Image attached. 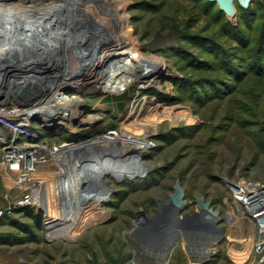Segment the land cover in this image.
<instances>
[{
    "label": "rangeland",
    "instance_id": "rangeland-1",
    "mask_svg": "<svg viewBox=\"0 0 264 264\" xmlns=\"http://www.w3.org/2000/svg\"><path fill=\"white\" fill-rule=\"evenodd\" d=\"M111 1L115 14L125 17L138 41V51L164 62L160 79L136 82L119 94L103 91L105 80L77 84L79 92L56 98L81 97L84 116L76 117L65 129L58 126L50 131L42 120H33L32 116L28 122L31 130L25 131L20 142L16 141L20 134L5 136V127L0 126V165L11 141L16 146L34 145L40 140L61 146L76 143L73 137L97 132L113 136L130 117L128 123L139 119V129L146 126L148 148L132 155L126 147L119 154L96 151L71 156L35 203L19 204L15 199L20 192L9 188V178L1 176L0 239L5 243L0 244V264H161L165 259L170 264L201 263L208 254L199 248L214 233L196 236L203 232L204 221H210L199 209L196 197H204L214 209H222L229 196L225 180L247 183L264 176V0H252L248 8L234 0L235 16L210 0ZM52 2L44 0L39 6L47 8ZM258 50L263 57L256 65ZM56 92L58 86L48 96ZM154 107L156 112L150 111ZM31 112L28 108L24 116ZM89 116L100 120L86 127L83 120ZM81 140L86 138L78 142ZM98 156L124 158L129 164L118 169L112 166L100 175L97 184L109 181L104 186L108 201L90 216H82L74 239L51 238L63 221L60 207L64 197L83 196L85 188L79 186L80 179L75 176L82 161ZM140 164L143 170L137 168ZM55 182L65 189H57ZM178 184L185 191V207L177 218H194L198 213V221L190 223V228H177L187 233L183 235L186 248L190 243L197 247L188 253L181 243L162 259L157 241L160 235L165 236L170 222L160 219L159 203L169 205ZM91 214L107 221L88 224L85 221ZM219 214L212 232L222 228L226 236L223 234L221 242L212 248L214 255L202 264H258L260 256L254 244H258L255 240L261 239L262 231L242 236L226 225L223 212ZM142 219L150 224L136 231L135 224ZM157 230L160 235L155 234Z\"/></svg>",
    "mask_w": 264,
    "mask_h": 264
},
{
    "label": "bare ground",
    "instance_id": "bare-ground-1",
    "mask_svg": "<svg viewBox=\"0 0 264 264\" xmlns=\"http://www.w3.org/2000/svg\"><path fill=\"white\" fill-rule=\"evenodd\" d=\"M43 1L0 0V126L5 127V136L12 132L20 134L17 142H20L26 130H31L28 122L32 116L33 120H42L48 131L55 130L58 126L65 129V125H71L76 117L84 116L81 97L73 95L70 98H56L59 94L79 92L77 84L82 85L91 79L105 80L102 90L119 94L136 82L159 80L162 67L165 66L162 60L144 57L138 51V41L134 40L128 29L125 17L115 14L116 9L113 8L111 0H53L47 8L39 6ZM101 44L104 45L98 48ZM122 44L125 46L118 49ZM68 80L72 81L68 83ZM55 86H58V92L48 96ZM28 108L34 112L24 116ZM156 110L157 107L150 108V111ZM131 118L122 126L120 133L112 136L97 132L84 136L86 140L79 142L78 140L83 139L82 136L73 137L72 140L77 142L72 144L59 146L51 141L40 140L38 144L16 146L11 145V141L3 151L0 177L5 175L11 182L6 185L20 192L15 199L20 201L19 204L39 202L46 192L45 188L60 175L62 167L71 156L81 157L96 151L119 154L126 147L132 155L138 150L148 148L145 141L148 135L146 126L139 129V119L128 123ZM186 119H190L189 115ZM98 120L99 117L89 116L83 122L85 121L87 127L93 126ZM6 123L11 125L4 126ZM91 159L82 161L75 175L80 179L79 186L85 188L82 190L83 196L64 197L60 207L63 209V221L51 234L53 239H74L79 234L76 229L82 216H90L89 213L95 212L99 205L106 204L109 192L104 190V186L109 181L99 185L96 183L98 179L108 173L112 166H117L118 169L129 164L120 157L98 156ZM137 168L143 170L141 164ZM224 183L229 195L228 203L223 204L222 209H216L224 213L222 219L226 225H231L242 236L250 232L254 236L260 231L263 233L264 225L260 223V217L264 219V176L247 183L230 179ZM228 184L241 189V193H232ZM55 186L59 190L65 189L63 185ZM254 204L261 208L253 211L248 208ZM159 206L162 214L160 219L170 222V228L164 233V237L158 233L160 228L155 233L160 235L156 248H161L157 250L161 258L164 259L170 254V248L175 251L182 244L184 251L191 252L197 246L190 243L186 248L183 235L187 233H182L177 226L190 228V223H196L198 213H195L194 218L189 215L179 219L177 217L185 206L178 209L165 202H160ZM216 209L214 210L217 211ZM96 216L91 214V218L85 222L96 225L107 221L104 217ZM206 216L210 221H204L203 232L196 235L203 238V234L214 233L212 239L199 248L205 255L211 253L212 248L221 242L224 234L222 228L212 232L218 218L213 220L208 214ZM149 224L142 219L135 224V229L140 231ZM255 242L259 245L263 241L258 238ZM255 246L254 244V249ZM247 261L244 260L243 263ZM161 264H170V261L165 259Z\"/></svg>",
    "mask_w": 264,
    "mask_h": 264
},
{
    "label": "water",
    "instance_id": "water-1",
    "mask_svg": "<svg viewBox=\"0 0 264 264\" xmlns=\"http://www.w3.org/2000/svg\"><path fill=\"white\" fill-rule=\"evenodd\" d=\"M211 2H216L220 5L221 10L228 13L229 16H235V5L234 0H210ZM241 4L242 7L248 8L250 6V3L252 0H237ZM185 197V191L184 189L178 184L175 187V193L171 195L170 197V204L174 208L181 209L185 206V203L183 201ZM197 204L199 206V209L210 216L211 219L215 220L219 218V212L215 211L212 207L211 201L206 202L204 197H196Z\"/></svg>",
    "mask_w": 264,
    "mask_h": 264
},
{
    "label": "built area",
    "instance_id": "built-area-1",
    "mask_svg": "<svg viewBox=\"0 0 264 264\" xmlns=\"http://www.w3.org/2000/svg\"><path fill=\"white\" fill-rule=\"evenodd\" d=\"M252 185V184H251ZM229 187H230V191L232 192V193H241V189H239L238 187H236V186H230L229 185ZM249 209H251L252 211L254 210V209H260L261 208V206L260 205H258V204H254L253 206H249L248 207ZM263 222V223H262ZM260 223L262 224V225H264V219L262 218V217H260ZM261 238H262V243L261 244H259V245H257L256 244V246H255V252L260 256V259L259 260H256V263H258V264H261V263H264V232L261 234ZM208 254V257L206 258V259H204V260H202V262L200 263V262H198L197 264H202V263H205V262H207V261H209L210 259H211V257L214 255V254H211V253H207ZM211 254V255H210Z\"/></svg>",
    "mask_w": 264,
    "mask_h": 264
},
{
    "label": "trees",
    "instance_id": "trees-1",
    "mask_svg": "<svg viewBox=\"0 0 264 264\" xmlns=\"http://www.w3.org/2000/svg\"><path fill=\"white\" fill-rule=\"evenodd\" d=\"M236 4H237V1H236ZM261 51H262V50H258V52H257V55H256V65H258V63H260V61H261V57H263ZM257 67H259V66H257ZM30 216H32L33 218H36V217L33 216L32 214H30ZM36 219H38V218H36ZM40 225H41V224L39 223V226H40ZM3 243H5V242L2 241V240L0 239V244H3Z\"/></svg>",
    "mask_w": 264,
    "mask_h": 264
}]
</instances>
